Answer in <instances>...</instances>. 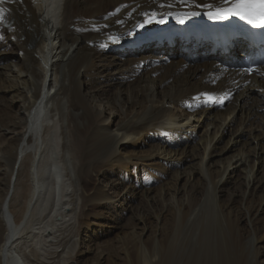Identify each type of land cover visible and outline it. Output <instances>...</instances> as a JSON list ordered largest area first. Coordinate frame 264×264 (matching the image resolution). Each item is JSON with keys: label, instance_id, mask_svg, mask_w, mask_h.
I'll list each match as a JSON object with an SVG mask.
<instances>
[{"label": "bare ground", "instance_id": "bare-ground-1", "mask_svg": "<svg viewBox=\"0 0 264 264\" xmlns=\"http://www.w3.org/2000/svg\"><path fill=\"white\" fill-rule=\"evenodd\" d=\"M233 2H0V264H264V72L176 37Z\"/></svg>", "mask_w": 264, "mask_h": 264}, {"label": "snow or ice", "instance_id": "snow-or-ice-1", "mask_svg": "<svg viewBox=\"0 0 264 264\" xmlns=\"http://www.w3.org/2000/svg\"><path fill=\"white\" fill-rule=\"evenodd\" d=\"M208 15L214 20L237 16L253 26L264 27V0H235L227 7L217 8L214 12L210 11ZM0 20H3L2 14H0ZM180 22L183 23V20Z\"/></svg>", "mask_w": 264, "mask_h": 264}, {"label": "rangeland", "instance_id": "rangeland-1", "mask_svg": "<svg viewBox=\"0 0 264 264\" xmlns=\"http://www.w3.org/2000/svg\"><path fill=\"white\" fill-rule=\"evenodd\" d=\"M179 48H180V47H179ZM119 52H120V51H119ZM78 56H79V55H77L76 58H78ZM75 61H76V60H75ZM235 127H236V126H235ZM235 127H234V128H235ZM157 184H158V183H157ZM103 249H104V247L102 246V247L100 248V250H103ZM74 261L76 262V259L72 258V259H70V261H68V264H72V263H74ZM242 264H249V263L245 261V262L242 263Z\"/></svg>", "mask_w": 264, "mask_h": 264}]
</instances>
